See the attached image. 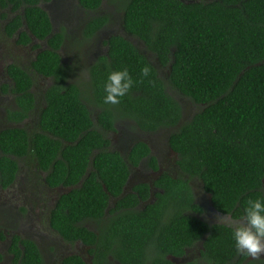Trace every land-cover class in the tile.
I'll list each match as a JSON object with an SVG mask.
<instances>
[{"label":"trees","instance_id":"16d2710c","mask_svg":"<svg viewBox=\"0 0 264 264\" xmlns=\"http://www.w3.org/2000/svg\"><path fill=\"white\" fill-rule=\"evenodd\" d=\"M50 1L0 0V9L12 15L4 28L8 37L22 46L46 43L31 68L52 80L37 133L0 131V187L14 181L16 159L32 157L49 188L66 190L50 211V229L65 243L90 247L91 264H173L167 258H182L199 243L206 264H264L236 252L233 227L201 219L189 186L200 181L215 212L233 221H243L248 201L264 200V0H77L85 12L98 11L105 1L116 4L125 34L167 67L166 83L199 108L168 138L179 177L161 175L154 186L162 194L140 211L134 207L137 196H149L146 185L120 197L126 163L145 160L156 170L157 160L142 142L124 160L110 150L107 132L124 120L144 133L175 128L182 106L149 61L119 35L104 42L106 54L88 68L87 87L66 83L59 55L65 35L53 34L40 5ZM108 23L107 16L90 18L82 37L91 40ZM143 68L147 77L140 75ZM121 69L133 85L118 104H105L107 76ZM7 74L15 109L6 111V120L20 124L34 107L32 81L14 65ZM88 105L98 111L96 120ZM110 199L117 201L106 220ZM90 222L96 233L84 226ZM8 254L12 264H44L37 245L18 236L11 238ZM61 264L86 263L72 255Z\"/></svg>","mask_w":264,"mask_h":264},{"label":"rangeland","instance_id":"374dc122","mask_svg":"<svg viewBox=\"0 0 264 264\" xmlns=\"http://www.w3.org/2000/svg\"><path fill=\"white\" fill-rule=\"evenodd\" d=\"M40 5L51 21L53 34L63 32L65 35L59 55L67 73L66 83L75 84L82 89L87 87L88 68L97 57L106 54L104 42L113 35L124 37L156 69L158 76L165 82L168 94L182 106L183 118L181 117L179 124L172 129L144 133L136 130L130 121L124 120L115 125L114 132H107V138L112 144L110 150L119 152L125 159L134 144L138 142L147 144L152 155L157 159V163L159 162L161 169L159 173L179 177L176 155L168 146V138L178 130L180 125L189 121L199 111V108L166 83L168 68L162 67L140 41L125 34L122 27V13L119 12L118 6L105 1L98 11L85 12L79 7L77 0H52L50 3L42 2ZM96 16H107L109 23L94 38L85 40L82 37L84 27L90 18ZM11 17L12 15L7 10L0 9V129L22 128L31 137L39 131V115L44 107L43 96L46 89L52 84L51 79L38 75L31 68L35 56L46 49V43L32 41L25 46L18 45L17 38L15 36L8 37L4 30ZM10 65L26 71L31 78V90L36 101L35 108L29 118L20 124H15L16 126L4 122L6 111L15 107L14 94L11 91L12 85L7 74V68ZM88 108L91 111L92 119L96 120L98 111L92 105H88ZM16 162L18 172L13 184L7 189L0 188V264H9L11 261L7 254V247L12 235L33 240L40 249L45 264H58L59 259L65 255H82L83 250L86 251L85 248L65 243L49 226L50 211L57 198L66 190L48 188L45 183V174L40 171L32 157L16 159ZM132 173L131 175L136 178V181L142 180L145 183H150L159 176V173L148 171L144 165L133 170ZM191 185L196 203L203 210L201 216L203 221L230 227L243 223V221H233L229 217L216 213L212 208L210 196L204 193L200 181L192 180ZM87 227L92 229L90 225ZM200 249L201 243L189 251L184 260L178 261L174 258L171 260L174 263H180L187 259H193ZM83 258L89 263V257L86 254ZM259 260H264V258Z\"/></svg>","mask_w":264,"mask_h":264},{"label":"clouds","instance_id":"9594fccd","mask_svg":"<svg viewBox=\"0 0 264 264\" xmlns=\"http://www.w3.org/2000/svg\"><path fill=\"white\" fill-rule=\"evenodd\" d=\"M140 75L147 77L148 68H143ZM132 85L133 79L127 69L109 72L103 86L105 93L103 102L118 104L120 98L128 93ZM242 219V224H236L232 228V239L236 252L251 260L264 258V200L248 201Z\"/></svg>","mask_w":264,"mask_h":264},{"label":"flooded vegetation","instance_id":"af4514ba","mask_svg":"<svg viewBox=\"0 0 264 264\" xmlns=\"http://www.w3.org/2000/svg\"><path fill=\"white\" fill-rule=\"evenodd\" d=\"M52 1V0H51ZM50 1V2H51ZM50 2H47V3H50ZM33 41H35V40H33ZM61 50V49H60ZM59 50V51H60ZM61 58V57H60ZM61 62H62V60H61ZM94 62V61H93ZM92 62V63H93ZM91 63V64H92ZM90 64V65H91ZM23 70V69H22ZM24 71V70H23ZM25 73H26V71H24ZM31 79V78H30ZM47 79H50V78H47ZM11 81V80H10ZM11 85H12V82H11ZM51 86V85H50ZM44 102V101H43ZM35 103H36V101H35V98H34V107H33V110H34V108H35ZM14 106H15V102H14ZM10 109H15V107H13V108H10ZM33 110H32V112H33ZM29 118V117H28ZM28 118H26V119H28ZM25 119V120H26ZM24 120V121H25ZM4 122L6 123H9V124H12V125H14V126H16L14 123H11V122H8L6 119L4 120ZM119 122H117L116 124H114V129H115V125H117ZM3 129V128H2ZM9 129V128H8ZM5 130V129H4ZM0 131H2L1 129H0ZM111 132H114V131H111ZM158 132V131H157ZM154 133H156V132H154ZM111 145L112 144H110V148H111ZM147 145V144H146ZM148 146V145H147ZM148 148H149V146H148ZM131 149V148H130ZM150 149V148H149ZM112 151V150H111ZM130 151V150H129ZM150 152H151V154H152V151H151V149H150ZM119 153V152H118ZM129 153V152H128ZM120 154V153H119ZM128 155V154H127ZM157 160V159H156ZM127 164V166H128V171H129V174H128V178H127V181H126V183H125V185H124V187H123V189H122V194L120 195V197H123L124 195H127V194H129V193H132V190H133V188H135V187H138V186H141V185H146L147 186V188H148V192H149V196L146 198V199H144V200H141L140 199V197L139 196H137V199H138V202H137V204H136V206L134 207V210H138V211H140V210H143L145 207H146V205H148V204H151L153 201H154V195L155 194H162V190L161 189H158V188H156L155 186H154V182H156V180L161 176V174L159 173L160 171H161V169H160V165H159V162L157 163L156 162V165H157V168H156V170H153L151 167H149V165H148V163L145 161V160H141L140 162H138L136 165H134V164H131V163H126ZM142 165H144V167L145 168H147L148 169V171H151L152 173H159V176H157L156 177V179H154L152 182H150V183H145L144 181H142V180H139V181H136V178H134V177H132V175H131V173H132V171L133 170H136V169H139V168H141L142 167ZM176 166V165H175ZM178 170V169H177ZM133 174V173H132ZM163 174H165V175H168V174H166V173H163ZM131 175V176H130ZM170 178H172V179H176L177 178V176L176 177H172V176H170V175H168ZM15 178H16V176H15ZM186 177H184V179H185ZM15 180V179H14ZM192 181V180H191ZM191 181L189 182V186H190V188H191V191H192V194H193V196H194V193H193V187H192V185H191ZM196 181H198V180H196ZM14 182V181H13ZM13 182H12V184H13ZM11 184V185H12ZM10 185V186H11ZM9 186V187H10ZM48 187V186H47ZM1 188V187H0ZM8 188V187H7ZM7 188H5V189H7ZM49 188V187H48ZM1 189H3V188H1ZM58 189V188H57ZM125 192H127V193H125ZM194 199H195V197H194ZM116 201H117V199H110V201H109V205H108V209H107V211H106V216H105V218L104 219H106L107 220V218H109V213H108V210L109 209H111V208H113L114 206H115V203H116ZM195 202H196V199H195ZM201 207V206H200ZM202 214H203V210H202ZM202 214H201V216H202ZM216 218H218V216L216 215ZM210 224H216V223H210ZM87 225H90V226H92V229H90L89 227H87ZM84 226L87 228V229H89V230H91V231H93V232H97V225L94 223V222H90V223H85L84 224ZM13 236H18V235H12L10 238H9V242H8V247H9V245H10V240H11V238L13 237ZM18 237H20V236H18ZM20 238H22V237H20ZM23 239H27V238H23ZM28 240H30V239H28ZM30 241H32V242H34L33 240H30ZM35 243V242H34ZM36 244V243H35ZM73 245H77V246H80V247H82L83 249L85 248L86 249V251L84 252V250H83V253H82V255H78V254H74L73 256H79L82 260H83V262H85L86 264H91V256H89L88 255V250H89V248L90 247H86V246H84V245H82L80 242H75ZM197 246V245H196ZM195 246V247H196ZM8 247H7V254H8ZM38 247V246H37ZM195 247L194 248H192V249H188V250H186L185 251V253H184V256L182 257V258H179V259H176V260H178V261H180V260H184L185 259V256H186V254L189 252V251H191V250H193V249H195ZM38 250H39V252H40V249L38 248ZM201 250V249H200ZM41 254V253H40ZM84 254H86V256L87 257H89V263L88 262H86L85 261V259L83 258V256H84ZM9 255V254H8ZM10 256V258H11V261L9 262V264H12V256L11 255H9ZM68 256H72V255H65V256H63L62 258H60L59 259V263L58 264H61V262L63 261V259L64 258H66V257H68ZM42 257V256H41ZM43 259V258H42ZM168 260H170L171 262H172V260H171V258H167ZM175 259V258H174ZM248 260H251L250 258H248ZM251 261H260L259 259H257V260H251ZM264 261V260H263ZM44 263V262H43ZM173 263V262H172ZM186 263H194V264H206L202 259H201V256H200V251L199 252H197V254H196V257L195 258H193V259H187V261H184V262H180V263H173V264H186ZM45 264V263H44Z\"/></svg>","mask_w":264,"mask_h":264},{"label":"water","instance_id":"95a60500","mask_svg":"<svg viewBox=\"0 0 264 264\" xmlns=\"http://www.w3.org/2000/svg\"><path fill=\"white\" fill-rule=\"evenodd\" d=\"M182 118H183V115H182ZM10 129V128H9ZM124 158V157H123ZM124 160H125V158H124ZM214 210V209H213ZM215 211V210H214ZM173 262V261H172ZM174 263V262H173Z\"/></svg>","mask_w":264,"mask_h":264}]
</instances>
